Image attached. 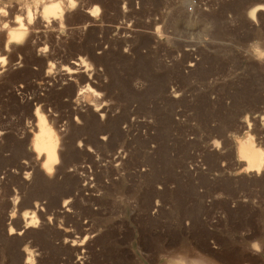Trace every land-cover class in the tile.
<instances>
[{"label":"rangeland","instance_id":"374dc122","mask_svg":"<svg viewBox=\"0 0 264 264\" xmlns=\"http://www.w3.org/2000/svg\"><path fill=\"white\" fill-rule=\"evenodd\" d=\"M53 1L0 3V264H264V0Z\"/></svg>","mask_w":264,"mask_h":264},{"label":"bare ground","instance_id":"6f19581e","mask_svg":"<svg viewBox=\"0 0 264 264\" xmlns=\"http://www.w3.org/2000/svg\"><path fill=\"white\" fill-rule=\"evenodd\" d=\"M5 1H7L12 6H21V7H23L27 11L28 20H29L30 23H31V20L33 21V16L30 15V12H29L30 8L31 7H33L34 9L42 8V20L41 21H44L46 23V26L50 25V23L47 25V23L49 22L50 19L51 20L52 19H56L55 16L60 14V13H62V11H64V9L62 10L60 5H58L57 3L55 4L53 0H0V3L1 2H5ZM68 2H69V0H68ZM66 6H67V4H66ZM72 9H74V8H72ZM263 10H264V7H255L248 13V17L250 19H253L254 16H255V13L257 11H263ZM68 13H69V11H68ZM63 14L65 15V13H63ZM40 15H41V13H40ZM64 15L61 14V16H64ZM34 19H35V17H34ZM57 19H58V17H57ZM39 20H40V18L38 20H36V21H39ZM41 21H39V22H41ZM52 21H53V23H55L54 20H52ZM57 21H59V20H57ZM61 21L59 22L60 24H61ZM45 23H44V25H45ZM35 24H36V22H35ZM57 24H55V25L57 26ZM44 25H43V28H44ZM4 26L5 25H3L2 28ZM32 26H33V24L31 25V27ZM38 27H39V25H38ZM41 27H42V25H41ZM30 29L32 30V28H30ZM53 29H55V28H53ZM22 31L21 30L17 31V32H11V31L9 32L8 31L7 35H5L6 39L3 42V49L7 50V48H8L10 43H13V42L16 43V42L21 41L23 39V37H24V33ZM68 72H71V71H68ZM37 123H38V125H37L38 126V135L33 140V147H34V150H35L37 156L43 155V157H44V160H43V163H42V167H43V170L45 171V173H51L52 170H53V166L56 165V162H57V153H58L57 150H58V148H59L58 146L61 144V142L59 144L58 137L55 134V131L52 130V129H54V127L51 129V127L47 126L46 125L47 123H45V119L43 117H40V118L38 117L37 118ZM237 155H238L239 159L241 160L240 162L244 163L243 170L245 172L259 173V171L262 168V163H263V151H261V149L255 145V143L253 142L252 138L249 137V135H248L247 138H245L244 141H242L238 145V147H237ZM65 208H66V206H65ZM67 209H66V211H67ZM11 214H10V218L13 217V215H11ZM21 217H22L23 222H24V225H23V228H22L23 230L27 229L29 227H35L37 225V219L34 216H32V218L30 220H27V221H25V213H21ZM12 233H13V229L10 227L8 229V234L11 235ZM19 234H21V233H18V235ZM28 251H30V250H28ZM26 263L27 264L30 263L29 258L26 259Z\"/></svg>","mask_w":264,"mask_h":264}]
</instances>
